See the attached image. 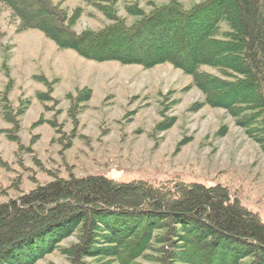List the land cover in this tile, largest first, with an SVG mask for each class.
<instances>
[{"label": "trees", "instance_id": "1", "mask_svg": "<svg viewBox=\"0 0 264 264\" xmlns=\"http://www.w3.org/2000/svg\"><path fill=\"white\" fill-rule=\"evenodd\" d=\"M64 1L0 0V6L17 32L38 31L84 59L180 69L202 105L227 111L264 154V0H203L189 8L168 0L149 2L148 11L134 2L125 6L131 23L118 16L117 0H82L108 24L80 34L72 27L83 10L69 13ZM10 85L1 100L7 122ZM71 236L76 242L60 247ZM54 251L68 264H264V223L219 185L155 188L69 177L0 205V264H34Z\"/></svg>", "mask_w": 264, "mask_h": 264}, {"label": "rangeland", "instance_id": "2", "mask_svg": "<svg viewBox=\"0 0 264 264\" xmlns=\"http://www.w3.org/2000/svg\"><path fill=\"white\" fill-rule=\"evenodd\" d=\"M167 1L117 0L116 7L131 23L126 5L136 2L148 11L149 2ZM201 1L182 3L189 8ZM62 7L69 13L82 8L72 27L77 34L108 24L82 0H65ZM16 25L0 6V205L55 179L100 175L155 188L175 182L219 185L264 223L261 147L227 111L202 105L190 76L168 63L148 69L87 60L58 49L38 31L19 33ZM8 83L11 122L1 106ZM82 93L89 94L86 101L77 100ZM75 242L71 236L59 244ZM34 264L68 261L54 251Z\"/></svg>", "mask_w": 264, "mask_h": 264}]
</instances>
